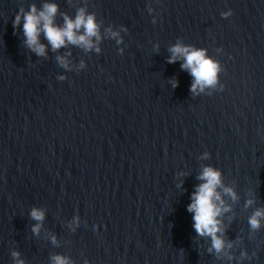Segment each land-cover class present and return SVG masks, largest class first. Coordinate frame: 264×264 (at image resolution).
<instances>
[{
	"label": "water",
	"instance_id": "obj_1",
	"mask_svg": "<svg viewBox=\"0 0 264 264\" xmlns=\"http://www.w3.org/2000/svg\"><path fill=\"white\" fill-rule=\"evenodd\" d=\"M46 4L58 27L94 14L101 39L54 51L41 31L36 55L14 21ZM177 44L219 63L214 87L191 91ZM205 167L221 173L220 252L188 211ZM260 209L264 0H0V264H264Z\"/></svg>",
	"mask_w": 264,
	"mask_h": 264
},
{
	"label": "clouds",
	"instance_id": "obj_2",
	"mask_svg": "<svg viewBox=\"0 0 264 264\" xmlns=\"http://www.w3.org/2000/svg\"><path fill=\"white\" fill-rule=\"evenodd\" d=\"M58 12V6L55 4H46L44 10L37 13L36 7L33 5L30 12L25 13L21 9V14L15 17L14 27H19L23 23V33L26 39L27 46L38 56L46 55V46L40 43L39 36L41 31L46 39L51 44L52 49L58 50L66 43L81 46L87 50L95 47L93 38L98 42L100 37V25L97 23L94 14H86L84 9H80L75 20L64 16V26L58 27L55 25V17ZM233 13L231 11L222 13V16L227 19ZM82 30V34L81 33ZM112 38L119 36L118 32L111 31ZM118 43L121 41H117ZM99 48L96 51L99 52ZM172 53L168 63H175L178 59H183L182 68L189 70L194 77L191 91L201 92L205 88L214 87L218 83V74L221 71L217 61L208 57L206 49H196L191 46L177 44L170 48ZM60 64L67 68L68 62L63 57H58ZM63 79V77H61ZM173 87H178V82H173ZM199 179L205 181L201 184L197 191L193 194V203L188 207V211L194 213V227L196 232L201 236H209L212 239V246L217 252H220L225 247V241L221 239L217 233L221 231L217 217L221 214V208L217 205V201L222 205L223 201L220 194L217 192L218 187H222L221 173L212 167H205ZM226 194L236 199L235 193L231 189L224 190ZM253 201H249V206ZM44 212L34 208L31 212L32 219L43 221ZM261 218H264V209L257 210L249 219V224L253 230L260 228ZM78 222V218H77ZM40 225L34 226L33 231L38 233ZM55 240V238H53ZM231 247V245H228ZM18 256L19 253H13ZM246 255V254H245ZM54 264H69V261L61 256L53 257ZM20 264H23L21 261Z\"/></svg>",
	"mask_w": 264,
	"mask_h": 264
}]
</instances>
